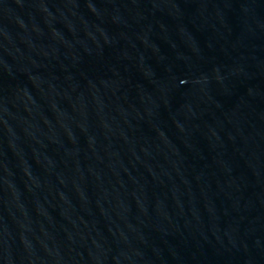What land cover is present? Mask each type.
Here are the masks:
<instances>
[{"label": "water", "instance_id": "water-1", "mask_svg": "<svg viewBox=\"0 0 264 264\" xmlns=\"http://www.w3.org/2000/svg\"><path fill=\"white\" fill-rule=\"evenodd\" d=\"M0 264H264V0H0Z\"/></svg>", "mask_w": 264, "mask_h": 264}]
</instances>
